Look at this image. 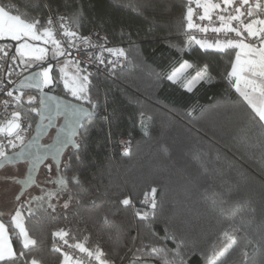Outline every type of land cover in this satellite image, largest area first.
<instances>
[{
    "label": "trees",
    "instance_id": "obj_1",
    "mask_svg": "<svg viewBox=\"0 0 264 264\" xmlns=\"http://www.w3.org/2000/svg\"><path fill=\"white\" fill-rule=\"evenodd\" d=\"M0 3L22 16L44 17L51 11L72 17L79 14L82 32L101 30L110 42L123 45L129 58L128 69L118 72L115 78L96 74L90 78V95L101 107L88 118V133L79 136L82 159L74 157V171L62 173L67 190L59 201L71 194L69 207L64 209L58 204L57 221L44 215L39 202L32 205L33 215L29 216L25 209V228L37 242L31 255L40 264H60L62 257L53 250L52 236L60 227L72 235L79 233L81 240L87 237V247L99 242L105 258L114 264H126L128 257L124 261L120 257L132 246L134 237H138L137 244L153 239L147 225L159 236L164 235L165 226L177 231L189 246L197 248L187 257V264H204L199 249L222 245L223 239L216 238L217 230L233 222L241 240L230 250L225 264H264V244L257 243L258 227L264 222V129L249 122L251 109L242 103L235 89L227 88L220 79L219 74L229 65V56L205 53L198 47L185 53L184 59L189 62L209 64L210 74L216 77L215 83H201L192 93L161 82L153 74L168 70L180 59L181 53L170 44L186 43L183 16L188 0ZM38 99L35 106H39ZM189 110L191 115L187 114ZM140 112L145 113L143 127L147 136L141 130ZM36 117L32 119L33 126ZM124 136L133 140L128 155L118 146ZM242 137L246 138L245 144L241 143ZM72 175L79 177V185L68 180ZM54 176L51 174L52 179ZM47 178L43 184L54 188ZM152 187L158 189L155 210L141 203ZM30 192L32 188L26 193ZM213 192L238 203L223 207L214 204ZM125 197L135 207L122 205L120 201ZM24 202L16 200V205ZM138 210L149 212L150 219L141 221L135 215ZM5 222L14 247H19L10 219ZM245 236L252 244H247ZM168 247L173 245L169 243Z\"/></svg>",
    "mask_w": 264,
    "mask_h": 264
},
{
    "label": "snow or ice",
    "instance_id": "obj_2",
    "mask_svg": "<svg viewBox=\"0 0 264 264\" xmlns=\"http://www.w3.org/2000/svg\"><path fill=\"white\" fill-rule=\"evenodd\" d=\"M197 9L201 11L197 12ZM183 20L186 21V43L170 44L181 53L180 59L169 65L168 70L154 72L156 79L178 85L186 92L192 93L201 83H215L216 77L210 74L209 64L189 62L184 59V54L191 53L198 47L205 53L228 55L229 65L219 74L220 79L227 88L235 89L242 98V103L251 109L248 113L249 122L264 129V0H188ZM197 20L208 23H197ZM79 24V14L72 17L51 11L44 17L28 14L22 16L13 14L9 6L0 3V116L3 117L0 119V167L4 162L11 163L14 158L24 157L27 149L35 147L36 155L32 160V167L35 169L36 164L51 152L57 179L51 178L53 165L49 164L47 183L60 186L58 190L40 187L42 195L18 203L14 215L9 213L12 233L19 241V247L13 246L9 228L0 220V264H40V261L31 255L32 246L37 242L30 237L24 226L25 209L31 216L35 211L33 203L39 202L44 215L51 221H57L58 203L53 201L58 202L67 190V181L62 173L74 171V157L77 161L82 159L77 137L79 135L82 138L88 133V119L85 118L90 119L91 114L98 112L101 107L90 95L92 73L88 71V65H103L109 73L115 74L120 68V58L125 56L123 48L107 46V36H101L99 40L102 42H96L91 34L83 35ZM194 32H212L216 37L212 40L197 38ZM165 41L167 42V38ZM87 49L94 50L95 55ZM231 51H234V59L231 58ZM81 54L86 58H78ZM69 63L75 68L71 77L66 72ZM56 65L61 66L57 68ZM61 83L66 93L71 95V100L49 95L45 91L58 90ZM25 88L36 90L39 99L35 95L25 98ZM37 99L39 108L35 106ZM32 113L39 116L41 121L47 119V127H55L57 118H64V123L57 129L56 143L52 147L40 146L34 141L25 144V133L32 127ZM187 114L191 115V110ZM25 116L29 118L24 119ZM139 118L143 134L149 135L143 127L145 113L140 112ZM241 143L245 144L246 138L242 137ZM18 145L20 150L10 156L6 149H15ZM121 147L123 154L128 155L130 141H121ZM65 149L71 151L68 152L67 159L62 161ZM41 151L44 156L39 154ZM68 180L75 181L77 185L80 183L77 175H72ZM157 191L156 187H152L150 194L145 193V199L141 203L150 205L151 209L155 210ZM22 195L21 192L16 197L18 202ZM71 201L72 195L69 194L62 207L67 209ZM120 203L135 207L128 197L123 198ZM212 203L223 207L237 204L238 201H230L223 194L213 192ZM2 215L3 213H0V216ZM135 215L141 221L150 219V213L147 211L138 210ZM251 224L252 221H248V225ZM147 226L153 239L149 242L140 240L137 244L138 237H134L132 246L120 257L121 261L128 257L127 264H187V257L195 254L196 246H189L177 231H170L168 226H165L164 235L159 236L150 225ZM258 232L260 240L257 243L264 244V222H261ZM52 236L58 238L68 249L53 243V250L62 257L60 264H114L112 260L105 258V251L99 242L94 247H87V237L81 240L79 233L72 235L63 227L53 231ZM216 238H222L223 244L199 249L204 264H225L230 250L238 246L241 240L235 234L234 222L228 227L221 225ZM70 239L76 242L69 243ZM243 239L247 244L253 242L247 236ZM169 243L173 247L169 248ZM247 255V252L243 253L245 259Z\"/></svg>",
    "mask_w": 264,
    "mask_h": 264
},
{
    "label": "water",
    "instance_id": "obj_3",
    "mask_svg": "<svg viewBox=\"0 0 264 264\" xmlns=\"http://www.w3.org/2000/svg\"><path fill=\"white\" fill-rule=\"evenodd\" d=\"M25 75H29V73H26ZM25 91H30V92H35L38 93L36 90L34 89H30V88H25ZM46 92H48L49 95H56L59 96L61 99H68L71 100L72 98L60 95L57 91L58 90H52L49 91L48 89H45ZM39 95V93H38ZM94 114V113H92ZM91 114V115H92ZM60 118V120H59ZM57 118L55 124V127H47L48 125V121L47 119L41 121L40 117L38 116V119L35 123L34 126V130L31 134V136L29 137V139L26 141L25 144L29 143L30 141H34L36 144L40 145V146H48V147H52L53 145H55L56 143V136H57V129L59 128V126L61 124L64 123V118L63 117H59ZM88 119V118H85ZM40 125V127L38 128L37 125ZM77 142L79 143V135L77 137ZM20 149L10 152L8 153L10 156L13 155V153L18 152ZM68 150L70 149H65L64 153L62 154L61 160H64V157L66 155V153L68 152ZM40 155L44 156V152L41 151L39 153ZM36 155V148L33 147L31 149H27L26 150V154L24 157L22 158H14L13 161L11 163L9 162H4L3 166L0 167V169L6 167V166H16L18 164H26L27 165V169H26V173L23 177L19 178L18 184L20 186L18 195L21 194V192L23 193V195L21 196V198L26 194L27 191H29L33 186L38 184V176L41 172V169L43 168V166L48 162V161H52V154L51 152H49L46 156L45 159L38 162L35 166V169H33L32 167V160L34 158V156ZM66 180V179H65ZM17 195V196H18ZM20 198V199H21ZM127 264V263H126Z\"/></svg>",
    "mask_w": 264,
    "mask_h": 264
},
{
    "label": "rangeland",
    "instance_id": "obj_4",
    "mask_svg": "<svg viewBox=\"0 0 264 264\" xmlns=\"http://www.w3.org/2000/svg\"><path fill=\"white\" fill-rule=\"evenodd\" d=\"M61 62H63V58H61ZM61 65H56L57 68H59ZM66 72L71 77L75 73V68L69 63ZM60 90L62 94H67L66 90L63 87V84L60 85ZM28 95L31 94H25V98H27ZM71 96L70 94H67ZM32 119L35 117L34 114H31ZM29 118V117H28ZM37 120V117H36ZM33 122V121H32ZM36 123V122H35ZM67 156V155H66ZM65 156V158H66ZM64 158V160H65ZM52 164L50 161H48L44 166V168L41 170L38 179V183H44L45 178L48 177L47 165ZM53 165V164H52ZM55 166L53 165L52 168V174H55ZM27 165L23 164L18 167V169L15 168V166H6L2 169H0V213H3V216L10 217L9 213L14 215V210L17 207L16 205V197L18 195L20 186L18 184V179L23 177L26 173ZM2 177V178H1ZM51 187H55L56 184H50ZM38 192L37 187L32 188V192L26 193L21 199V202L28 201L31 196H33V193ZM150 193V192H149ZM145 197V195H144ZM144 197L142 200H144ZM66 199L60 200V201H54V203H58L59 205H63ZM145 205V204H143ZM147 207V206H146ZM148 208V207H147ZM151 209V207H149ZM9 212V213H8ZM25 226V224H24ZM31 237V236H30ZM32 238V237H31ZM33 239V238H32Z\"/></svg>",
    "mask_w": 264,
    "mask_h": 264
},
{
    "label": "built area",
    "instance_id": "obj_5",
    "mask_svg": "<svg viewBox=\"0 0 264 264\" xmlns=\"http://www.w3.org/2000/svg\"><path fill=\"white\" fill-rule=\"evenodd\" d=\"M192 6L195 8V5H194V4H193ZM196 11H197V12H200L201 10L197 9ZM60 14H63V15H65V16H69L67 13H64V12H62V13H60ZM193 18H194V20L196 19L195 16H194ZM197 23H208V22H207V21L201 22V21H198V20H197ZM185 26H186V21H185ZM80 32H81L83 35H89V34H91L93 40L96 41V42H102V41L99 40V38H100L101 36H104V34H103V33L101 32V30H99V29H92V30H90V31L87 32V33H84V32H82L81 30H80ZM193 34L196 35L197 38H207V39H209V40H212V39H214V38L216 37V34H215V33H212V32H208V33H206V34H202V33H199V32H194ZM221 35H222V34H221ZM229 35H233V34H229ZM58 38H59V37H58ZM108 41H109V40H108ZM107 46H108V47H117V48H123V49H124L123 45H121V44H114V43H112V42H110V41L108 42ZM124 50H125V49H124ZM87 51H93V54L95 55V51H94V50H92V49H87ZM105 56H106V59H107V58H108V57H107V54H105ZM78 58L85 59L86 56H85L84 54H81ZM112 58H114V57H112ZM120 60H121L120 68L117 70V72H116L115 74H111V73H109V72L107 71V69L105 68V66H103V65H97V64H95V63H93V64H89V65H88V71L91 72L92 74H96V75H99V76H104V77H108V78H115L118 72L123 71V70H126V69H128V67H129V58H128V54H127L126 51H125V56H124V57H121ZM25 74H26V73H24V75H25ZM0 112H2V109H0ZM0 119H3V117L0 116ZM24 119H28V116H25ZM31 134H32V127H31L30 129H28V130L26 131V133H25V143H26V141L29 139V137L31 136ZM121 141H130V151H129V153H130L131 150H132V147H133V140H132L131 138H129V137H125V136H124V137H121V138L119 139V141H118V146H119L120 151L123 153V148L121 147ZM5 143H6V141H5ZM18 149H20V146H19V145H18L17 148H15V149L7 148L6 151H7L8 153H10V152L16 151V150H18ZM149 194H150V193H149ZM144 199H145V197H144ZM145 206H147L148 208L150 207V205H145ZM75 242H76V241H71V240H69V243H75ZM53 243H56L57 246H62L65 250H68V249H67V246H66V245H63L62 242L59 241L58 238H54ZM69 251H73V250H69ZM77 254H78V253H77ZM93 264H94V262H93Z\"/></svg>",
    "mask_w": 264,
    "mask_h": 264
},
{
    "label": "flooded vegetation",
    "instance_id": "obj_6",
    "mask_svg": "<svg viewBox=\"0 0 264 264\" xmlns=\"http://www.w3.org/2000/svg\"><path fill=\"white\" fill-rule=\"evenodd\" d=\"M60 95L62 94L61 93V90H60V88L58 89V91H57ZM31 94V95H37L38 93H35V92H30V91H25V94ZM37 108H39V106H36ZM34 114V116L36 115L35 113H33ZM37 116V115H36ZM37 119H38V116H37ZM59 120H60V118H59ZM37 121V120H36ZM35 126V125H34ZM34 126L32 125V132H33V130H34ZM71 150V149H70ZM70 150H68V152L70 151ZM68 152L66 153V155L68 154ZM65 155V156H66ZM65 158V157H64ZM50 163H52L53 164V162L52 161H50ZM26 165V164H25ZM54 165V164H53ZM20 166V164H18V165H16L15 166V168L16 169H18V167ZM2 178V177H1ZM47 179H49V178H47ZM53 179H57V177H56V175L53 177ZM47 181V180H46ZM33 187H37V189H38V192H36V193H33V196H39V195H42V193L40 192V187H45V188H50L47 184H43V183H38L37 185H35V186H33ZM32 187V188H33ZM59 184H56V186L54 187L55 189H59ZM33 196H31L30 197V199L33 197ZM29 199V200H30ZM9 213V212H8Z\"/></svg>",
    "mask_w": 264,
    "mask_h": 264
},
{
    "label": "crops",
    "instance_id": "obj_7",
    "mask_svg": "<svg viewBox=\"0 0 264 264\" xmlns=\"http://www.w3.org/2000/svg\"><path fill=\"white\" fill-rule=\"evenodd\" d=\"M5 219H10V217H6V216H0V220H3L4 222H5ZM5 224H6V222H5ZM6 226H7V224H6ZM9 235H10V233H9ZM13 242V241H12ZM13 246H14V243H13Z\"/></svg>",
    "mask_w": 264,
    "mask_h": 264
}]
</instances>
